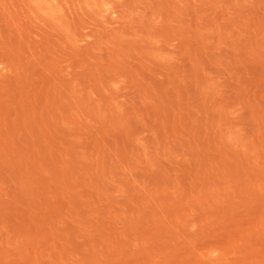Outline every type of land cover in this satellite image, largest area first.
Here are the masks:
<instances>
[{
  "label": "rangeland",
  "instance_id": "rangeland-1",
  "mask_svg": "<svg viewBox=\"0 0 264 264\" xmlns=\"http://www.w3.org/2000/svg\"><path fill=\"white\" fill-rule=\"evenodd\" d=\"M0 264H264V0H0Z\"/></svg>",
  "mask_w": 264,
  "mask_h": 264
}]
</instances>
